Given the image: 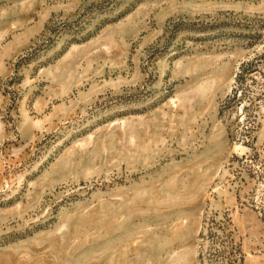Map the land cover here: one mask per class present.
I'll list each match as a JSON object with an SVG mask.
<instances>
[{"label": "rangeland", "instance_id": "374dc122", "mask_svg": "<svg viewBox=\"0 0 264 264\" xmlns=\"http://www.w3.org/2000/svg\"><path fill=\"white\" fill-rule=\"evenodd\" d=\"M0 264H264V0H0Z\"/></svg>", "mask_w": 264, "mask_h": 264}]
</instances>
